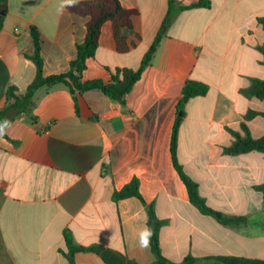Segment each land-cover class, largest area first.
<instances>
[{"label":"crops","instance_id":"obj_1","mask_svg":"<svg viewBox=\"0 0 264 264\" xmlns=\"http://www.w3.org/2000/svg\"><path fill=\"white\" fill-rule=\"evenodd\" d=\"M92 0H78V3ZM134 12L123 29L126 53L118 50L112 22L102 30L96 55L87 60L82 81L109 82L116 69L137 70L156 38L159 48L126 105L92 90L72 95L57 84L39 88L33 118L14 110L0 136V264H70L66 233L85 248L101 247L127 264H158L138 234L149 223L138 198L113 196L134 177L147 204L166 224L162 254L182 263L225 264L235 257L264 262V152L228 155L225 148L248 128L264 137V100L246 93L264 81V0H120ZM61 0H8L0 32V110L10 86L24 96L37 75L27 56L35 52L30 29L41 35L45 77L65 73L87 36L89 18ZM77 4V3H76ZM170 14V18L164 25ZM210 60L216 59L214 70ZM201 69V70H200ZM189 80L209 92L185 106L178 157L199 184L209 207L229 218L223 224L194 206L173 166V127ZM250 111L258 115L248 118ZM76 264H106L93 252L78 253Z\"/></svg>","mask_w":264,"mask_h":264},{"label":"trees","instance_id":"obj_2","mask_svg":"<svg viewBox=\"0 0 264 264\" xmlns=\"http://www.w3.org/2000/svg\"><path fill=\"white\" fill-rule=\"evenodd\" d=\"M8 0H0V11L5 10ZM175 0H170V5ZM210 8L211 3L206 0H202L190 7L191 8ZM69 9L80 16L89 18L87 23V36L83 43L77 46V57L70 63V69L61 74L51 75L45 77L43 75L44 61L41 55V35L35 27H31L30 33L34 45L35 52L32 56H27L37 67V75L30 84L26 94L24 96L17 95L18 88L16 86H10L7 92V104L0 110V124L5 121L8 122V127L12 123V120H8L7 114L11 109L15 110L17 114H26L33 118L34 102L33 96L35 92L44 86L52 87L57 84H64L69 87L72 95L76 98L78 94H82L92 90H101L108 97L119 101L122 105H126L128 95L133 91L135 85L141 80L144 72L150 66L162 39L160 34L152 47L146 53L143 58L142 64L137 70L129 69H116L112 73V79L109 82H105L101 79H95L87 82L82 81L83 73L87 69V60L96 55V52L100 45V39L102 30L107 22L113 24V34L118 45V50L121 53L128 52L135 44L128 43L127 38L123 35L122 31L125 28H132L133 26V15L134 12L128 10L123 6L120 0H92L82 3H77L75 6L69 7ZM170 14L165 20L164 25L166 26ZM4 16L0 15V32L3 28ZM264 25V18L259 19ZM264 54V45L260 48ZM209 92V86L205 83L198 82L195 80H189L183 89V97L178 104L179 115L176 118L170 152L173 161V166L177 171L179 178L185 185L190 202L196 206L203 214L214 217L220 223L229 224L245 221L244 218H229L224 216L222 213L212 209L208 206L206 200L201 196L199 184L193 180L185 171L183 165L179 161L178 157V146H179V129L183 116L185 114V106L188 101L192 98L205 96ZM246 93L251 97L264 100V81L254 80L250 88L246 90ZM258 115L255 111H250L248 118H253ZM7 127V128H8ZM243 129L247 135L244 137L237 132H233L236 137V141L233 145L225 148V153L228 155H240L252 151L264 152V137L260 139H254L249 133L248 128L243 124ZM4 137H7L6 130ZM264 192V188L261 189ZM138 198L143 204L147 206L149 213L148 227L152 229L153 235L151 237V249L154 256L157 259L158 264H195L198 259L191 256L187 257L182 263H175L169 261L163 256L160 246V232L162 227L166 224L165 220L158 218L154 204H147L144 197L140 192V180L134 177L128 184H126L120 191L116 192L113 196L115 201H121L129 198ZM66 241L69 248V253L66 254L70 264H76V255L78 253L93 252L99 254L106 264H127L126 260L118 255L114 254L109 250H105L101 247L85 248L78 246L72 239L69 233H66ZM225 264H264V262L235 258V257H224L218 258Z\"/></svg>","mask_w":264,"mask_h":264},{"label":"clouds","instance_id":"obj_3","mask_svg":"<svg viewBox=\"0 0 264 264\" xmlns=\"http://www.w3.org/2000/svg\"><path fill=\"white\" fill-rule=\"evenodd\" d=\"M76 3H78V0H61L59 11H63L66 7L75 6ZM7 127V121H5L3 124H0V136L4 135L5 129ZM152 235V229L147 226V223H145L144 227L140 230L138 234V243L142 249H147L150 247Z\"/></svg>","mask_w":264,"mask_h":264},{"label":"rangeland","instance_id":"obj_4","mask_svg":"<svg viewBox=\"0 0 264 264\" xmlns=\"http://www.w3.org/2000/svg\"><path fill=\"white\" fill-rule=\"evenodd\" d=\"M204 64L210 65L211 67H213L214 70H217L218 63H217L216 59L210 60V63H208V62L206 63V58H205Z\"/></svg>","mask_w":264,"mask_h":264},{"label":"water","instance_id":"obj_5","mask_svg":"<svg viewBox=\"0 0 264 264\" xmlns=\"http://www.w3.org/2000/svg\"><path fill=\"white\" fill-rule=\"evenodd\" d=\"M13 115H14V110L11 109V110L9 111V113L7 114V117H6V118H7L8 120H12Z\"/></svg>","mask_w":264,"mask_h":264}]
</instances>
